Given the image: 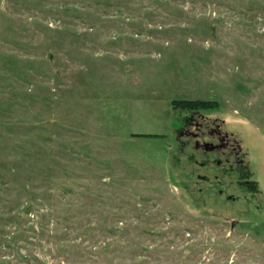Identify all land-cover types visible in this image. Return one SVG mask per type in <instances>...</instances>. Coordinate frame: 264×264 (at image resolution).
I'll return each instance as SVG.
<instances>
[{"label":"rangeland","instance_id":"374dc122","mask_svg":"<svg viewBox=\"0 0 264 264\" xmlns=\"http://www.w3.org/2000/svg\"><path fill=\"white\" fill-rule=\"evenodd\" d=\"M0 264H264V0H0Z\"/></svg>","mask_w":264,"mask_h":264},{"label":"trees","instance_id":"16d2710c","mask_svg":"<svg viewBox=\"0 0 264 264\" xmlns=\"http://www.w3.org/2000/svg\"><path fill=\"white\" fill-rule=\"evenodd\" d=\"M174 104L177 107H181L183 109H206V108H214L216 106L215 101H204V100H178L174 101Z\"/></svg>","mask_w":264,"mask_h":264}]
</instances>
